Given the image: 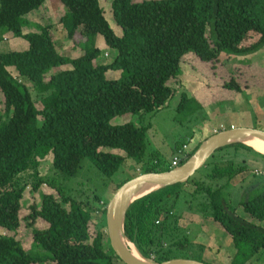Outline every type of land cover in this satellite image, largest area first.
<instances>
[{"label": "trees", "instance_id": "obj_1", "mask_svg": "<svg viewBox=\"0 0 264 264\" xmlns=\"http://www.w3.org/2000/svg\"><path fill=\"white\" fill-rule=\"evenodd\" d=\"M45 1L0 0V30L28 42L24 50L0 51V229L11 232L0 235V264H125L105 230L108 202L94 221L91 203H101V196L95 194L91 203L78 200L66 180L79 173L86 158L109 177L128 159L145 166L139 174L172 169L156 153L146 159L147 127L112 120L157 111L176 94L178 110L184 109L191 98L174 84L188 53L210 63L222 55L246 56L261 49L264 0H112L121 34L109 23L101 0H61L65 12L58 23L67 38L74 41L82 30L84 35L99 33L116 52L106 63L94 45L76 57L63 54L55 24H33L27 18ZM29 27L37 31L25 32ZM110 70L120 76L110 77ZM24 79L34 84L39 100ZM223 86L240 92L244 84L232 75ZM184 145L179 142L174 151L180 164L200 144L186 155ZM230 150L240 156L239 162L214 161L218 151ZM245 151L264 156L242 143L224 146L204 165H212L208 179L193 175L136 200L126 213L125 231L139 251L159 263L190 258L178 254L193 246L180 225L183 214L176 210L183 195L187 210L211 217L231 236L237 249L232 264H247L262 252L264 183L239 203L256 223L230 208L225 193L233 178L253 166ZM45 160H50L52 174L40 172ZM27 189L40 197L29 208L24 206ZM24 229L31 230L38 245L35 254L24 247Z\"/></svg>", "mask_w": 264, "mask_h": 264}, {"label": "rangeland", "instance_id": "obj_2", "mask_svg": "<svg viewBox=\"0 0 264 264\" xmlns=\"http://www.w3.org/2000/svg\"><path fill=\"white\" fill-rule=\"evenodd\" d=\"M111 2L112 0H101L109 23L117 34H121V28L115 22L112 14ZM64 12L65 6L61 0H46L40 10L27 15V18L33 24H45L47 22L55 24V40L57 45L61 47L63 54L75 57L78 52L80 53L79 55H81L84 49L94 45L93 47L101 49V56L99 57L101 62L106 63L111 61L113 56L110 53L109 56H103V52L107 48L105 47V41L102 35L99 33H93L92 35L91 33H86L84 35V30H82L77 35L78 39L76 38L74 41H71L68 38L67 42L69 44L65 45L64 39L67 38V33L62 24L57 22L60 15ZM31 29H33V27L25 28L24 30L27 32L31 31ZM32 31H37V29H33ZM27 47L28 42L26 40L15 37L10 31L0 30L1 52L24 50ZM109 52L112 53L113 51L110 50ZM188 54L185 57L186 59L181 62L182 74L179 76V83L174 84L178 92L184 91L191 98L190 103L184 104V109L178 110L180 97L176 94L165 107L157 111L150 113H125L112 120L113 124L133 123L137 126L147 127L146 159L149 158V155L156 153L163 163L171 164L176 157L174 151L179 142L190 143L193 135H196L193 138V141H195L193 145L196 146L197 143L201 144L208 135L215 133L214 126L217 128L219 127L217 131H219V129H225V126L231 125V123L238 125V127L245 126L264 130V112H257L260 109L258 105L264 107V102L262 103L255 97L253 92L246 90L238 92L222 87L224 82L230 80L231 75H237V70L246 68L247 64L264 68V46L257 52L246 56L222 55L220 61L210 62L208 64H204L205 62L200 61L194 53ZM235 66L236 69L234 68ZM9 69L12 70L13 68ZM12 72L16 76L15 71L12 70ZM108 75L118 78L120 73L110 70ZM23 81L29 87L34 100H39L40 95L35 90L34 84L31 83V81H27V79ZM257 88L260 90L264 87L259 85ZM208 91L211 93L214 91L216 94L215 97L213 96L214 98L212 97L213 100L205 103L202 100L208 99ZM254 91L257 92L256 90ZM204 95H206V97H204ZM199 97L202 100H200ZM186 150L190 151L191 149L187 148ZM220 152L222 151L216 153L217 156L214 161L221 165L231 160L235 162L240 161V156H237L233 150L224 153ZM247 153H249L248 163L253 166L245 171L244 175L253 176V169H264V156L256 155L254 152ZM255 156L259 158L260 163L255 162ZM211 160L209 162H211ZM144 167L143 164L139 165L135 163V161L128 159L113 176L109 177L102 174L95 167L93 162L89 158H86L83 160L82 168L79 173L66 181H69V186L74 187V190H72L73 197L78 200L91 203L95 194L101 196V203H91L94 204L95 209L93 212V219L97 221L100 217L102 206L111 199L117 190V186L123 181L131 179L136 174H139V171L143 170ZM211 167L212 165L209 167L203 166L197 170L194 175L196 177L208 179L206 173L210 171ZM40 172L44 175L53 173L50 160H45L42 163ZM241 176L242 175L238 178ZM259 180L264 183V177H261ZM61 181H63L62 178ZM253 183L255 185V181L251 182L252 185ZM240 184H242V182L237 181L236 185L229 184V186L225 188V193L228 197V205L230 208L236 210L238 215L256 223L258 222L256 219H253L239 207L240 201L247 197L248 192L250 193V191H248L249 187H244V184ZM254 185L253 189L255 188ZM43 187L47 192L52 191L48 186L44 185ZM189 188L193 190L192 187ZM39 201V194L33 193L27 189L25 192L24 206L29 208L31 204ZM176 210L182 214L187 210L183 195L176 203ZM181 227L183 228V232L184 230L188 232L193 246L178 252V254L186 255L187 257L189 256L190 258L210 264H232L233 253L236 248L231 236L226 233L220 225L212 221L207 229L208 225L202 226L198 223L183 221ZM202 231L205 233H202ZM22 232L24 234V247L32 254L37 253L39 248L31 237V230L24 229ZM1 234H11V232L6 229H0V235ZM217 245L223 247L221 252H219L220 249L217 248ZM235 251H237V249ZM261 253L254 259L255 264H264V251L262 254ZM47 263L53 264L49 261Z\"/></svg>", "mask_w": 264, "mask_h": 264}, {"label": "water", "instance_id": "obj_3", "mask_svg": "<svg viewBox=\"0 0 264 264\" xmlns=\"http://www.w3.org/2000/svg\"><path fill=\"white\" fill-rule=\"evenodd\" d=\"M264 143V130L253 127H230L216 131L199 145L187 161L168 171L145 172L137 174L123 183L106 205V227L110 245L115 254L125 264H210L192 258H172L156 262L145 257L130 240L125 231L126 213L138 199L165 188L167 186L186 182L197 170L202 168L214 152L227 145L242 143L264 154L250 144V141ZM138 252L136 254L132 248Z\"/></svg>", "mask_w": 264, "mask_h": 264}, {"label": "crops", "instance_id": "obj_4", "mask_svg": "<svg viewBox=\"0 0 264 264\" xmlns=\"http://www.w3.org/2000/svg\"><path fill=\"white\" fill-rule=\"evenodd\" d=\"M40 10V9H39ZM36 11H38V10H36ZM59 21V19L57 20V22ZM33 29H31V31H32ZM26 32V31H25ZM28 32V31H27ZM56 33V32H55ZM63 38V37H62ZM65 40V45H68L69 43L67 42V40H68V38H65L64 39ZM63 40V41H64ZM72 41V40H71ZM23 45V44H22ZM105 47L107 48L104 52H103V56H109L110 54L114 57L115 56V54H116V52L114 51V50H112V49H110L107 45H106V43H105ZM113 51L112 53L111 52H109V51ZM110 53V54H109ZM80 53L78 52L77 53V56L79 55ZM76 57V56H75ZM200 60V59H199ZM201 61V60H200ZM218 62V61H217ZM204 64H208V63H204ZM235 69H236V66L234 67ZM232 76V75H231ZM236 77H238V79H239V81L241 82V83H243L244 84V87H243V89L242 90H246V91H250V92H253V94H254V96L255 97H257L262 103L264 102V88H261L260 90H258V86L259 85H262L263 87H264V68H261V67H258V66H253L252 64H247V66H246V68H242V69H238L237 70V75H236ZM224 84V83H223ZM222 87L224 88V89H227V88H225L223 85H222ZM254 90H256L257 92H255ZM240 92H242V91H240ZM207 94H209L208 96H207V98L208 99H206V100H202L200 97V100H202V101H204L205 103L206 102H209V101H211V100H213V98L215 97V94H216V92H210V91H208V93ZM214 96V97H213ZM204 97H206V95H204ZM213 97V98H212ZM258 107L260 108L257 112H264V107L263 106H261V105H258ZM264 114V113H263ZM225 126V125H224ZM238 127V125H235V124H233V123H231V125H228V126H225V128H230V127ZM214 128V132H216L217 131V129L219 128H217L216 126H214L213 127ZM221 128H223V127H221ZM219 130H221V129H219ZM212 134H210V135H208L206 138H208L209 136H211ZM196 135H193V138L195 137ZM193 138L191 139V141H190V143H186L185 142V145H184V147H183V149H184V151L182 152V154H186L188 151L186 150L187 148L188 149H191V150H193V149H195L196 148V146L198 145V144H200V143H197L196 144V146H194L193 144V142H195V141H193ZM205 138V139H206ZM177 156H179L180 157V155H178V154H176V157ZM253 157V156H252ZM255 162L256 163H260V161L257 159V158H255ZM253 174L255 175H253V176H249V175H244V173H242V174H240V175H242L240 178H238L240 175H238L237 177H235V178H233L232 179V183H230V184H235L236 185V182L237 181H240V182H242V184H244V187H249L248 188V191H251V190H253V185H254V183H253V185L251 184V182H253V181H255V185H254V189H256V188H259L262 184H263V182L261 181V180H259L261 177H264V169H261V168H259V169H253ZM257 181V182H256ZM242 184H240V185H242ZM229 186V185H228ZM183 221H186V222H189V223H198L199 225H202V226H206V225H208V227H207V229L209 228V224L210 223H212V221H213V219L211 218V217H208V216H204V215H202V214H199V213H195V212H191V211H189V210H185V212L183 213V215H182V219H181V225L183 224ZM202 233H205L204 231H202ZM201 233V234H202ZM217 248H219L220 250H219V252H221V249L223 248L221 245H217ZM236 250V249H235ZM234 250V253H233V255L235 254V251ZM264 251V250H263ZM263 251H262V253H263ZM261 253V252H260ZM261 253V254H262ZM260 254V255H261ZM259 255V253L258 254H256L254 257H252L250 260H249V262L247 263V264H255V262H254V259H256L257 258V256Z\"/></svg>", "mask_w": 264, "mask_h": 264}, {"label": "bare ground", "instance_id": "obj_5", "mask_svg": "<svg viewBox=\"0 0 264 264\" xmlns=\"http://www.w3.org/2000/svg\"><path fill=\"white\" fill-rule=\"evenodd\" d=\"M250 144L254 147H256L257 150L260 152L264 153V143L263 142H258V141H250ZM134 252L138 254V252L135 250V248L132 246Z\"/></svg>", "mask_w": 264, "mask_h": 264}, {"label": "built area", "instance_id": "obj_6", "mask_svg": "<svg viewBox=\"0 0 264 264\" xmlns=\"http://www.w3.org/2000/svg\"><path fill=\"white\" fill-rule=\"evenodd\" d=\"M183 155H186V154H183ZM180 157L179 156H177V157H175L174 158V160L172 161V165L175 167V166H178L179 165V163H180Z\"/></svg>", "mask_w": 264, "mask_h": 264}, {"label": "clouds", "instance_id": "obj_7", "mask_svg": "<svg viewBox=\"0 0 264 264\" xmlns=\"http://www.w3.org/2000/svg\"><path fill=\"white\" fill-rule=\"evenodd\" d=\"M179 165H180V163H179ZM179 165H178V166H179ZM175 167H176V166H175ZM172 168H174V166H173V165H172Z\"/></svg>", "mask_w": 264, "mask_h": 264}]
</instances>
